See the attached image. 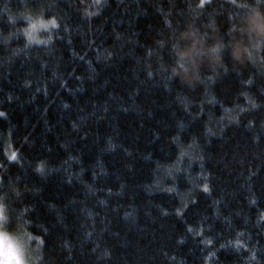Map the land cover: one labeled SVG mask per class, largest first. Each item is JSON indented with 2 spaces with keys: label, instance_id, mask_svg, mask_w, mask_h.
Returning <instances> with one entry per match:
<instances>
[{
  "label": "trees",
  "instance_id": "16d2710c",
  "mask_svg": "<svg viewBox=\"0 0 264 264\" xmlns=\"http://www.w3.org/2000/svg\"><path fill=\"white\" fill-rule=\"evenodd\" d=\"M247 2L0 0V202L38 264H264Z\"/></svg>",
  "mask_w": 264,
  "mask_h": 264
},
{
  "label": "clouds",
  "instance_id": "9594fccd",
  "mask_svg": "<svg viewBox=\"0 0 264 264\" xmlns=\"http://www.w3.org/2000/svg\"><path fill=\"white\" fill-rule=\"evenodd\" d=\"M247 14L244 20L243 32L247 35V40H238L232 45V55L237 60L247 59L255 61L259 58V54L264 50V8L260 6L259 0H248L245 5ZM191 36L195 39V31L191 28L181 34V39ZM224 45L221 42H216L210 46L209 51L218 54ZM197 49L195 44L189 45L181 50L180 59L174 65L175 74L190 75L186 71L184 58L191 59ZM219 55H214L211 59L214 63L220 62ZM183 62V67L181 63ZM195 64V61H193ZM5 217H8L6 220ZM31 235L32 240L29 243L32 245L35 241V235L29 231V226L23 223L19 228L12 222L8 215L7 205L0 202V264H38V249L31 247L29 252L22 251L20 245Z\"/></svg>",
  "mask_w": 264,
  "mask_h": 264
},
{
  "label": "snow or ice",
  "instance_id": "6c2138e0",
  "mask_svg": "<svg viewBox=\"0 0 264 264\" xmlns=\"http://www.w3.org/2000/svg\"><path fill=\"white\" fill-rule=\"evenodd\" d=\"M202 3H203V0H202ZM41 23L44 24V26H47L45 24V22L41 21ZM47 23H51V24L55 25L56 24V20H50ZM31 27L35 28L36 25L35 24H32ZM172 47L174 48L175 45H173ZM180 66L183 67V62L181 63ZM172 73L174 75H178V74H175V69L174 68H172ZM255 106L256 105L253 104V107H255ZM2 115H4V113H0V116H2ZM43 169H44V164L41 163L40 166H39V168L37 169V171L43 172ZM205 191H207V187L206 186H205ZM5 219L7 220L8 217H5ZM12 222L15 223L14 221H12ZM52 227L53 226L50 225L47 229H45V232L47 233V235L44 237L43 240H41V243H45V244L47 243L48 236L51 235ZM31 240H32V236L31 235H28L27 236V239L22 242V245H20L22 251L29 252V254H30V249H31L32 245L29 243V241H31ZM208 242L211 243V241H208Z\"/></svg>",
  "mask_w": 264,
  "mask_h": 264
},
{
  "label": "rangeland",
  "instance_id": "374dc122",
  "mask_svg": "<svg viewBox=\"0 0 264 264\" xmlns=\"http://www.w3.org/2000/svg\"><path fill=\"white\" fill-rule=\"evenodd\" d=\"M1 113V112H0Z\"/></svg>",
  "mask_w": 264,
  "mask_h": 264
}]
</instances>
